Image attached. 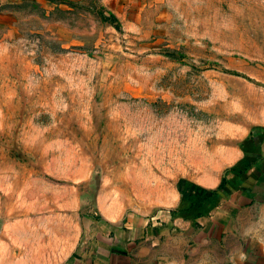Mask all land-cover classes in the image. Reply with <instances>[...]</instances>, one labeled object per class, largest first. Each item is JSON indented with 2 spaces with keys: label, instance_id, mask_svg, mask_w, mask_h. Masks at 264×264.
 I'll return each instance as SVG.
<instances>
[{
  "label": "rangeland",
  "instance_id": "374dc122",
  "mask_svg": "<svg viewBox=\"0 0 264 264\" xmlns=\"http://www.w3.org/2000/svg\"><path fill=\"white\" fill-rule=\"evenodd\" d=\"M159 6L158 32L138 40L110 21L105 0L0 5V230L3 210L31 200L79 203L95 220L123 212L114 223L162 209L172 213L167 250L184 264H229L230 248L245 247L264 264V210H238L245 225L230 239L224 187L201 206L173 204L177 192L165 190L167 132L179 121L209 142L261 120L264 0ZM179 178V195L200 192Z\"/></svg>",
  "mask_w": 264,
  "mask_h": 264
},
{
  "label": "crops",
  "instance_id": "0c3cea01",
  "mask_svg": "<svg viewBox=\"0 0 264 264\" xmlns=\"http://www.w3.org/2000/svg\"><path fill=\"white\" fill-rule=\"evenodd\" d=\"M12 1L15 0H0V5ZM58 1L60 5H67L69 0ZM161 1L105 0L121 30L138 40L145 38V32H158L164 15L159 6ZM2 15V20L10 18L9 13ZM171 125L170 121L168 128ZM229 130V139L214 138L208 142L190 137L184 122L179 121L176 130L167 132L166 158L171 166L164 167L168 182L165 190L177 192L173 194V204L181 202L176 188L179 177L190 179L194 187L209 191L218 188L224 177L222 187L228 210L225 221L231 231L227 235L233 239L239 231L237 226L242 230L245 225V217L237 214L238 210H264V114L256 125L236 129L235 139L232 125ZM244 158L249 164L236 167ZM185 160H190L191 169L184 170ZM27 181L30 191V181ZM34 202L25 201L10 216L2 211L6 222L0 230V264H184L177 249L167 250L168 223L172 219L169 210L161 209L147 217L132 213L125 222L114 223L122 218L123 212L105 210L104 219L95 220L80 214L79 203L48 201L42 206ZM241 238L245 237L241 235ZM260 249L264 255V249ZM250 253L258 255L246 247L240 251L230 248L229 264H254L248 259Z\"/></svg>",
  "mask_w": 264,
  "mask_h": 264
},
{
  "label": "trees",
  "instance_id": "16d2710c",
  "mask_svg": "<svg viewBox=\"0 0 264 264\" xmlns=\"http://www.w3.org/2000/svg\"><path fill=\"white\" fill-rule=\"evenodd\" d=\"M109 19H110V21H112L116 24V27L119 26V21L113 13H112V15H110ZM241 145L243 146V142H241ZM248 164H249V161L244 158V159H241L240 161H238L236 163V167L247 166ZM223 181H224V177L222 178V181L219 184L218 188L212 189L210 191V193H207V190L200 187V186H195L196 188H198L197 190H200V192L190 191L189 188H186V189H182L180 191V196H181V198L188 200V202H189L188 206H191V205L201 206L203 204L204 199L209 198V196L211 195L212 192H215V190H217L223 186ZM198 214H201V212H198Z\"/></svg>",
  "mask_w": 264,
  "mask_h": 264
}]
</instances>
